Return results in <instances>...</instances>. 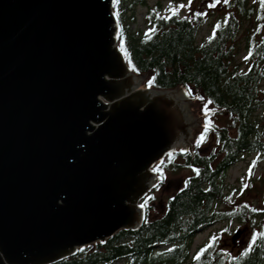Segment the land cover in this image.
Wrapping results in <instances>:
<instances>
[{
  "label": "water",
  "instance_id": "1",
  "mask_svg": "<svg viewBox=\"0 0 264 264\" xmlns=\"http://www.w3.org/2000/svg\"><path fill=\"white\" fill-rule=\"evenodd\" d=\"M112 4L0 0V264L139 228L149 170L182 140L181 95L134 90Z\"/></svg>",
  "mask_w": 264,
  "mask_h": 264
},
{
  "label": "trees",
  "instance_id": "2",
  "mask_svg": "<svg viewBox=\"0 0 264 264\" xmlns=\"http://www.w3.org/2000/svg\"><path fill=\"white\" fill-rule=\"evenodd\" d=\"M216 2L219 0H214ZM145 4L146 0H119L114 5V12L123 22L127 8L131 10L132 6ZM247 4V0H228L227 3L221 0L219 6L225 11V20L200 46L196 45L195 36L208 17L204 12L194 11L183 18L172 13L165 19L149 9L146 16L150 25L148 32L132 34L122 27L119 45L123 42L127 52L125 57L132 71L146 75V86L156 89L194 87L200 100L203 96L217 111L225 110L235 116L236 137L230 138L224 130L225 158L212 170L211 163L216 156L197 157L192 164L196 169L194 175L167 201L164 210L146 205V219L139 230L119 231L104 244L82 249L76 256L56 264H107L120 259H127L130 264H185L196 234L216 220L221 221L213 212V206L222 200L226 167L237 154L255 150L260 145L250 121L257 103L256 87L260 78L255 71L258 60L255 53L252 56L254 64L246 74L234 76L231 73L234 58L232 42L239 31L240 21L262 16L255 11V6L247 7ZM255 44L261 49L259 43ZM189 162L190 159L187 160ZM244 205L248 204L240 202L233 211H229L246 225V235L239 244L225 247L221 234L212 236L216 239L211 237L200 246L189 264H264V238L259 236L264 232V225H252V208ZM244 211L246 217L240 215ZM253 232L258 234L255 243L247 255H242L253 239ZM159 244H169V249L155 250ZM198 254L199 259L196 258Z\"/></svg>",
  "mask_w": 264,
  "mask_h": 264
},
{
  "label": "rangeland",
  "instance_id": "3",
  "mask_svg": "<svg viewBox=\"0 0 264 264\" xmlns=\"http://www.w3.org/2000/svg\"><path fill=\"white\" fill-rule=\"evenodd\" d=\"M208 0H148L147 6L133 7V11L130 8L125 13L123 25L127 26L130 32L144 33L147 31V25L145 21L148 8L158 6L160 8V14H168L170 7L177 9L181 16L188 14L197 5H205ZM257 0H250L251 3H256ZM185 5V7H179V5ZM224 16L221 10L217 9L215 13L208 18L207 22L200 28L197 39L198 42H204L211 34L214 25ZM247 30L253 27V21H244V26ZM245 29L240 31L236 40L235 46L238 50V54L235 58L236 64L239 66L238 72H245L247 64L244 63L246 59V43ZM261 34L264 37V25L261 28ZM264 73V62L262 66ZM260 90L264 91V78L260 82ZM253 122L262 138H264V103L253 114ZM256 161V164L253 162ZM254 167V168H253ZM253 168V169H252ZM252 169V174L251 173ZM187 170H181L177 173L172 171L165 173V181L168 183L166 186L159 187V190L155 195L157 199L166 200V198L174 194L178 189L181 180H183L189 173ZM248 182H252L255 192H245L244 187L248 185ZM225 185H228L226 194H231V200L237 201L240 198L253 202L256 208L255 215L253 216V225L255 227L264 223V154H246L242 156L239 161L232 165L226 174ZM235 188L236 192H233ZM239 189V190H238ZM157 204V200L155 205ZM162 205H156L159 208ZM219 209H223V205H220ZM245 225L240 223L239 220H232L231 222L217 223L214 226L202 230L195 238L192 245V252L197 247L204 244L209 236L217 231H224L222 235V241L231 245H237L240 240L246 235L244 232ZM239 232L238 235L236 233ZM234 238L232 241L231 239ZM115 264H125V261H120Z\"/></svg>",
  "mask_w": 264,
  "mask_h": 264
},
{
  "label": "snow or ice",
  "instance_id": "4",
  "mask_svg": "<svg viewBox=\"0 0 264 264\" xmlns=\"http://www.w3.org/2000/svg\"><path fill=\"white\" fill-rule=\"evenodd\" d=\"M224 2L227 3L228 0H224ZM117 3H119V0H113V4H114V5L117 4ZM189 3H191V0H189ZM212 6H214V5H212V4L209 5V7H212ZM179 7L182 8V7H185V5L181 4V5H179ZM261 7H264V0H261ZM169 10L172 11L173 14H175V12H176L177 9H174V8H171V7H170ZM114 15H115V13H114ZM165 19H167V17H165ZM120 51L123 52L125 56H127V52H126V50L124 49L123 42H121V45H120ZM133 70H135V69H133ZM149 83H151V81H150ZM205 114H206V113H205ZM209 127H210L209 123L206 122L205 125H204L205 131H207V129H208ZM204 139H205V135H204V133H201L200 137H199V138L197 139V141H196V145H197V147L200 146V144L204 141ZM153 171H159V169H154ZM194 171H195V170H194ZM158 178L162 181V180H163V173H160V176H159ZM150 199H151V197H150ZM145 206H146V205H144V204L140 205V207H142V208L145 207ZM244 207L247 208L248 205H244ZM252 210H253V211H256V209H252ZM257 235H258V234H257L256 232H253V234H252L253 239H252V241L248 244V246L245 248V250H244V252L242 253V255H247L249 249H250V248L252 247V245L255 243V239H256ZM259 236H260L261 238H264V232L259 233ZM215 239H216V237H212V240H215ZM202 251H203V250H202ZM196 258L199 259V254L197 255Z\"/></svg>",
  "mask_w": 264,
  "mask_h": 264
},
{
  "label": "bare ground",
  "instance_id": "5",
  "mask_svg": "<svg viewBox=\"0 0 264 264\" xmlns=\"http://www.w3.org/2000/svg\"><path fill=\"white\" fill-rule=\"evenodd\" d=\"M133 76H134V75H133ZM134 78H136V76H134ZM124 97H126V95H125V96H120V97H118V98L115 100V102L118 101V100H120V99H123Z\"/></svg>",
  "mask_w": 264,
  "mask_h": 264
}]
</instances>
